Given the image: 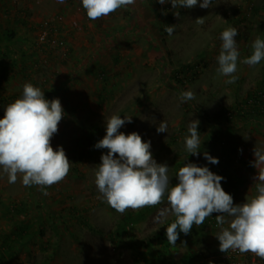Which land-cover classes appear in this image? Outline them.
I'll list each match as a JSON object with an SVG mask.
<instances>
[{"label":"rangeland","instance_id":"1","mask_svg":"<svg viewBox=\"0 0 264 264\" xmlns=\"http://www.w3.org/2000/svg\"><path fill=\"white\" fill-rule=\"evenodd\" d=\"M136 5L93 21L80 0H0V101L14 102L29 82L46 99L59 98L65 115L50 143L53 150L61 146L72 163L61 182L44 190L23 186L19 177L10 184L0 172V264H160L157 235L175 218L168 213L157 223L154 217L167 202L120 214L98 198L95 169L107 149L93 146L112 115L132 116L119 131L151 141L152 156L167 164L171 184L183 163L192 162L224 177L221 186L234 204L255 194L253 151L264 147V121L237 116L234 109L264 93V61L254 67L243 63L254 39L264 38V0H213L207 9H172L149 0L144 14L154 32L139 25ZM6 16L20 25L13 37ZM57 17L77 27L65 48L46 56L37 28ZM167 25H175L171 36ZM229 26L238 30L240 52L233 84L216 71L220 34ZM187 90L195 99L181 103L180 93ZM227 114L234 116L231 123ZM192 120L199 121L201 153L187 157L184 139ZM161 121L167 133L156 131ZM203 152L218 164L206 161ZM216 215L162 253L178 264L189 263L194 253H201V264H220L219 228L207 223ZM257 258L245 253L235 264Z\"/></svg>","mask_w":264,"mask_h":264},{"label":"clouds","instance_id":"2","mask_svg":"<svg viewBox=\"0 0 264 264\" xmlns=\"http://www.w3.org/2000/svg\"><path fill=\"white\" fill-rule=\"evenodd\" d=\"M66 0H57L64 4ZM160 5L171 4L172 9L210 8L213 0H156ZM90 20L107 17L119 9L135 7L137 0H80ZM180 16L179 11L174 13ZM203 24V18L197 19ZM171 36L175 25H167ZM238 30L229 26L220 34L222 41L216 57L217 74L226 77V84L235 83L240 52L235 37ZM251 54L243 63L254 67L264 61V38L257 36L251 44ZM181 103L194 100L192 91H182ZM65 113L59 98L46 99L44 91L32 83H25L22 95L4 108L0 118V172L7 175L13 184L18 177L25 187L37 186L41 190L61 182L69 173L71 162L64 149L51 146V138L58 130V123ZM132 116L112 115L106 122L105 135L94 144L96 149H107L100 157L95 169V185L100 199L116 212L155 207L167 202L159 209L154 220L163 223L171 213L174 220L166 227L167 242L175 246L179 234H189L193 226L204 224L206 218L216 213L219 228L216 239L219 251L241 254L252 253L264 259V147H255L252 166L257 169L254 178L255 194L243 203L234 204L233 197L225 192L221 181L225 178L213 173L207 166L188 162L175 173L177 183H170L169 167L158 164L150 151L151 141H142L136 132L124 134L119 131ZM198 120L188 125L184 139V150L189 155L201 153L202 139L198 132ZM158 133H167V122L161 121ZM242 151V150H240ZM204 159L218 164V159L203 152ZM186 157V159H187ZM185 159V160H186ZM258 170H260L258 172ZM173 177V176H172ZM47 195V191H44Z\"/></svg>","mask_w":264,"mask_h":264},{"label":"trees","instance_id":"3","mask_svg":"<svg viewBox=\"0 0 264 264\" xmlns=\"http://www.w3.org/2000/svg\"><path fill=\"white\" fill-rule=\"evenodd\" d=\"M147 3L149 4V0H139V2L137 3L136 10L138 12V15H142L140 20L138 18L137 19H138L139 25L142 24V26H144V30L154 32L155 31L154 30L155 25H153L151 22H149V17H150L149 14L148 13L144 14ZM141 9H143L144 11L142 10L143 11L142 12ZM8 101H11V100H8ZM8 103H10V102H8ZM6 105H7V102H5V100L0 101V118H2L4 115V108L6 107ZM234 113L237 116L243 115L244 118H246V117H250L251 119L259 118L258 120H256L259 123L264 121V93L254 94V96L249 97L248 99H246L244 101V105L242 106V108H239V106H238V108L234 109ZM233 118H234V116H232L231 114H227L224 116L226 123H231ZM212 218L214 219L215 217H211L207 221L209 226L216 222L215 220H214V222L211 221ZM168 224L157 235V239L160 240V244H161L160 245L161 252L158 253V255L156 256V261L159 262L160 264H178V263L174 262L171 258L167 257L164 253H162L163 249L168 244L167 237L165 234L166 227L168 226ZM184 235L185 234L180 233L179 237H184ZM201 263H202L201 253H194L191 256V261L189 263H185V264H201ZM235 263H236L235 258H231L230 260H227L223 263L221 262L220 264H235ZM243 263L247 264L246 261H244Z\"/></svg>","mask_w":264,"mask_h":264},{"label":"built area","instance_id":"4","mask_svg":"<svg viewBox=\"0 0 264 264\" xmlns=\"http://www.w3.org/2000/svg\"><path fill=\"white\" fill-rule=\"evenodd\" d=\"M65 17H57L53 20H49L39 25L37 30V40L39 41V46H41V53L44 55H49L48 52L54 50H60L65 48L67 45V39L71 36L72 33H75V28L77 24L72 21H65ZM36 40V41H37ZM38 46V47H39ZM63 50V49H62ZM65 55V54H64ZM52 59V56L50 60ZM49 60V61H50ZM7 104L11 101L5 100ZM215 218L211 219L214 222ZM242 254L233 251L227 253L220 252L219 260L223 263L231 258H239ZM246 264V263H245ZM247 264H264V259H251V262Z\"/></svg>","mask_w":264,"mask_h":264},{"label":"crops","instance_id":"5","mask_svg":"<svg viewBox=\"0 0 264 264\" xmlns=\"http://www.w3.org/2000/svg\"><path fill=\"white\" fill-rule=\"evenodd\" d=\"M138 2H139V0H138ZM50 4V3H49ZM52 5H56V4H53V3H51ZM70 9V8H69ZM13 17V16H12ZM5 19V25H9V26H11L12 27V31H10V36H12L13 37V35H14V31H15V33L17 32L18 33V31L20 30V28H19V24H17L18 22L15 20V18L13 17V18H9V17H5L4 18ZM2 20V21H1ZM1 20H0V23H3L4 22V20L1 18ZM6 20H8V22L6 23ZM4 24V23H3ZM14 28V29H13ZM0 65H1V62H0Z\"/></svg>","mask_w":264,"mask_h":264}]
</instances>
